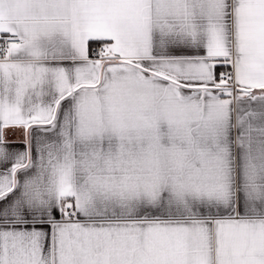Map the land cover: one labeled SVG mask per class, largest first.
Here are the masks:
<instances>
[{
  "label": "snow or ice",
  "instance_id": "1",
  "mask_svg": "<svg viewBox=\"0 0 264 264\" xmlns=\"http://www.w3.org/2000/svg\"><path fill=\"white\" fill-rule=\"evenodd\" d=\"M0 264H264V0H0Z\"/></svg>",
  "mask_w": 264,
  "mask_h": 264
}]
</instances>
